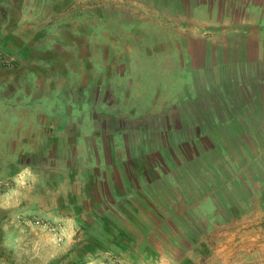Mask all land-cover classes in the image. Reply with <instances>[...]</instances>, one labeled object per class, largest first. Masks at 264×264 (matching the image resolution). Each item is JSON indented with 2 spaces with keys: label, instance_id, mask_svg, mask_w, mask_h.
Masks as SVG:
<instances>
[{
  "label": "rangeland",
  "instance_id": "374dc122",
  "mask_svg": "<svg viewBox=\"0 0 264 264\" xmlns=\"http://www.w3.org/2000/svg\"><path fill=\"white\" fill-rule=\"evenodd\" d=\"M145 9L0 67V264H223L259 206L264 0Z\"/></svg>",
  "mask_w": 264,
  "mask_h": 264
},
{
  "label": "crops",
  "instance_id": "0c3cea01",
  "mask_svg": "<svg viewBox=\"0 0 264 264\" xmlns=\"http://www.w3.org/2000/svg\"><path fill=\"white\" fill-rule=\"evenodd\" d=\"M149 1L0 0V50L10 59L9 65L0 67H49L63 50L77 47L74 41L98 33L95 25L108 32L110 23L132 25L135 10L141 6L147 11ZM38 73H34L37 86ZM255 179L260 187H253L250 197L259 206L239 211L237 241L230 233L221 243L223 264H264V174Z\"/></svg>",
  "mask_w": 264,
  "mask_h": 264
},
{
  "label": "trees",
  "instance_id": "16d2710c",
  "mask_svg": "<svg viewBox=\"0 0 264 264\" xmlns=\"http://www.w3.org/2000/svg\"><path fill=\"white\" fill-rule=\"evenodd\" d=\"M83 248H85V246ZM84 251L86 252L87 251V248H85ZM79 256H81V255H79Z\"/></svg>",
  "mask_w": 264,
  "mask_h": 264
}]
</instances>
